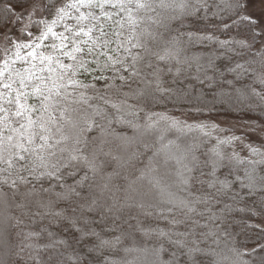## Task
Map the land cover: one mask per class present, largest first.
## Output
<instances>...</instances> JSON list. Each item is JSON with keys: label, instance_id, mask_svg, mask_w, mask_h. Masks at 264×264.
<instances>
[{"label": "trees", "instance_id": "obj_1", "mask_svg": "<svg viewBox=\"0 0 264 264\" xmlns=\"http://www.w3.org/2000/svg\"><path fill=\"white\" fill-rule=\"evenodd\" d=\"M176 2L186 7L157 9L163 23L150 29L157 40L148 38L151 53H142L139 77L121 87L113 77L128 73L92 66L77 77L90 86L91 97V107L82 105L77 114L79 127L94 124L80 133V144L77 130L65 128L70 138L50 161L58 162L56 175L32 176L19 165L0 163V181H9L0 183L1 233L10 242L6 250L2 239L0 264H191L186 253L197 248L203 264H258L264 257V229L257 224L264 220V143L242 142L231 129L210 123L228 117L264 126V49L257 50L260 38H251L257 26L225 29L221 17L227 20L228 13L216 15L221 0ZM5 3L16 15L28 3L0 0V69L6 76L32 64L43 75L39 69L47 62L40 64L41 55L72 63L63 54L71 45L63 52L50 46L59 45L60 33L68 35L65 25L75 27V11L56 24L54 14L34 13L31 22L25 14L5 28ZM42 20L58 35L37 40L47 31ZM5 31L11 44L2 38ZM28 32L30 38L18 39ZM18 43L33 47L17 49ZM81 154L90 163L69 159ZM249 175L252 189L246 187Z\"/></svg>", "mask_w": 264, "mask_h": 264}, {"label": "snow or ice", "instance_id": "obj_2", "mask_svg": "<svg viewBox=\"0 0 264 264\" xmlns=\"http://www.w3.org/2000/svg\"><path fill=\"white\" fill-rule=\"evenodd\" d=\"M28 8L21 5L20 14L16 15L10 3L3 5L2 11L6 17V28L14 19L20 23L24 15H28L29 22L34 13L47 12L48 15H55L57 20L69 17V9L75 11V27L65 25L68 35L59 34V45L53 44L51 50L61 51L69 45L72 50L66 53L71 60V64H65L52 55L39 57L40 64L47 62L46 68H40L43 75H37L36 65L32 64L23 73L17 71L15 75L9 73L7 76L3 69H0V163L7 164L9 167L19 165V170H27L32 176H47L49 178L59 172L57 163H51V159L57 156L55 149L58 145L66 142L70 137L66 134L65 128L77 130L75 143L80 144V133L90 131L94 121L89 120L87 129L79 127L77 114L82 105H88L91 97L86 95L89 85H85L78 76L90 72V66L96 71H112L128 73V76L119 75L118 78L123 83L121 87L141 75L139 64L144 60L142 53L150 54L151 49L148 45V38L153 42L157 40V33L150 31L153 25L163 23L161 13L157 9L168 10L179 8L183 10L186 4L177 3L176 0H27ZM223 5L220 12H227V20L221 17L225 29L231 27L245 26L254 29L257 21L250 16L242 15L244 4L241 0H221ZM206 6V5H204ZM84 9V11H81ZM156 13V16L149 15ZM178 19L179 17H168ZM231 21V23L228 22ZM47 29L41 33L37 40H46L48 34L57 36L47 21H40ZM27 26H25L26 28ZM264 34V28L260 32H252V40L255 42ZM6 41L11 44V38L7 31L3 32ZM32 36L31 32L18 36V39H28ZM242 47H251L244 40L238 41ZM115 45V48L112 46ZM40 45L37 44L36 47ZM17 49L31 48L32 44L18 43ZM133 49L137 51L133 53ZM4 52L8 49L5 47ZM118 52L125 55L119 56ZM19 57V52L16 53ZM35 60V53H28ZM100 57H104V62H100ZM23 60V57H19ZM159 59H165L159 56ZM53 63L58 65L59 70L53 67ZM3 64H8L3 60ZM151 67L149 63L146 65ZM7 81V82H5ZM18 85L13 87V85ZM83 89V91L81 90ZM34 100L35 103H29ZM107 103V101H106ZM112 107H117L112 105ZM65 149H61V152ZM76 153L82 150L74 149ZM70 160L83 159L85 163H90L86 156L70 155ZM51 167L54 171H47ZM38 169H45L38 172ZM0 171H4L0 169ZM59 178V177H57ZM261 179H264L262 177ZM21 182L27 179L20 177ZM250 183L246 185L249 189L255 187V179L249 175ZM0 183L8 184L4 179ZM11 187H16V182L12 181ZM228 185L225 184V187ZM179 244V242H177ZM181 247L183 245H180ZM264 249V245H261ZM255 251V250H254ZM200 250L190 249L186 255L189 256L191 264H203V260L196 259V253ZM173 258L177 254L173 253ZM258 264H264V257H261Z\"/></svg>", "mask_w": 264, "mask_h": 264}, {"label": "rangeland", "instance_id": "obj_3", "mask_svg": "<svg viewBox=\"0 0 264 264\" xmlns=\"http://www.w3.org/2000/svg\"><path fill=\"white\" fill-rule=\"evenodd\" d=\"M244 5H245L244 15L250 16L257 21V30L258 32H260V29L264 28V0H244ZM41 14L42 13H36V17L41 16ZM10 32L11 31H9V33ZM2 38H4V36ZM263 49H264V34L260 36V44L257 50L262 51ZM210 123H213L220 127L231 129L236 134L244 138L242 142L245 141L246 143H253V144L264 143V126L258 125L257 122L253 120H235L233 118L221 117L211 120ZM4 224L5 223L2 220L0 222V238H1L0 245H4L3 242L5 240V245L3 247L6 246V250H7L10 249L9 247L10 242L8 243L7 236L1 233V230L3 228L5 230ZM257 224L259 225V227L264 229V220H260ZM2 257L4 256L2 255Z\"/></svg>", "mask_w": 264, "mask_h": 264}]
</instances>
